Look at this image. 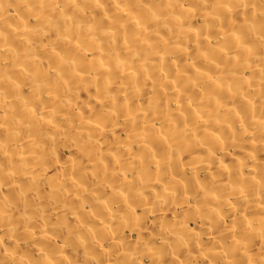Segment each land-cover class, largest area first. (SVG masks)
Here are the masks:
<instances>
[{
	"label": "bare ground",
	"instance_id": "6f19581e",
	"mask_svg": "<svg viewBox=\"0 0 264 264\" xmlns=\"http://www.w3.org/2000/svg\"><path fill=\"white\" fill-rule=\"evenodd\" d=\"M0 264H264V0H0Z\"/></svg>",
	"mask_w": 264,
	"mask_h": 264
}]
</instances>
